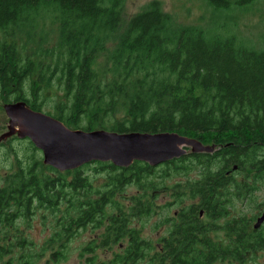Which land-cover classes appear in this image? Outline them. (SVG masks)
Listing matches in <instances>:
<instances>
[{"label": "trees", "instance_id": "1", "mask_svg": "<svg viewBox=\"0 0 264 264\" xmlns=\"http://www.w3.org/2000/svg\"><path fill=\"white\" fill-rule=\"evenodd\" d=\"M124 1L0 0V99L23 100L71 129L175 131L214 149L60 171L28 138L1 141L11 142L12 162L0 175V264H58L74 254L83 264L256 262L264 49L179 23L159 0L125 18ZM163 192L169 200L160 204ZM168 206L176 214L150 226L164 233L146 237V223ZM35 219L48 232L41 240L31 236Z\"/></svg>", "mask_w": 264, "mask_h": 264}, {"label": "water", "instance_id": "2", "mask_svg": "<svg viewBox=\"0 0 264 264\" xmlns=\"http://www.w3.org/2000/svg\"><path fill=\"white\" fill-rule=\"evenodd\" d=\"M7 117L6 131L0 141L15 135L28 138L41 151L42 161L60 171L74 169L91 161H110L127 167L133 161L150 165L179 157L187 152H211L214 145L181 135L175 131L116 132L105 129H71L59 119L30 108L25 101L3 104ZM264 221V211L256 218L254 227Z\"/></svg>", "mask_w": 264, "mask_h": 264}, {"label": "rangeland", "instance_id": "3", "mask_svg": "<svg viewBox=\"0 0 264 264\" xmlns=\"http://www.w3.org/2000/svg\"><path fill=\"white\" fill-rule=\"evenodd\" d=\"M150 0H125L124 1V17L128 18L132 14L138 12L143 5ZM162 4V8L171 13L176 21L179 23L197 26L203 29L207 36H220L227 37L229 35L236 36L238 41H241L246 46H254L264 49V0H252L242 5L236 2L231 3L228 7H217L208 3L207 0H159ZM40 22V20H39ZM48 22V21H47ZM45 23V29H47L48 23ZM41 24V23H40ZM40 27V26H39ZM52 33L49 34V37ZM51 40V39H50ZM42 43V41L30 40L29 44L34 47L36 42L46 44L48 41ZM27 42V39H25ZM55 100L51 99L50 104H53ZM3 102L0 99V134L7 129V117L3 110ZM94 130V129H93ZM5 141V140H4ZM16 142H12L14 145ZM11 145V142H5L4 145H0V175L10 170L12 155L8 152L7 148ZM187 152L190 151V147H186ZM134 189H129L128 192H133ZM169 200L167 193L163 192L157 199L158 203H164ZM258 201L262 202L260 207L264 208V191H260L257 197ZM242 208V206H241ZM249 207L244 205L243 211H248L250 214L256 213V210L249 211ZM175 209L173 206H168L167 209H163L160 214H156L149 219L143 230L144 235L148 238H156L160 234L164 233L165 225L156 226L155 229L150 228L151 224L155 221H159L165 216H169ZM246 209V210H245ZM260 210V209H259ZM33 231L31 236L36 240L44 238L48 232L43 233L41 225L38 219L33 222ZM91 233L86 232L78 237L73 242L74 246L84 243L90 238ZM2 263V262H1ZM36 264H45L44 259L39 260ZM58 264H83L74 254L67 261ZM249 264H264V252L259 254L256 262H250Z\"/></svg>", "mask_w": 264, "mask_h": 264}, {"label": "flooded vegetation", "instance_id": "4", "mask_svg": "<svg viewBox=\"0 0 264 264\" xmlns=\"http://www.w3.org/2000/svg\"><path fill=\"white\" fill-rule=\"evenodd\" d=\"M259 212H257V214H256V216H255V220H256V218L264 211V208L262 207V208H260V210H258ZM172 214L173 215H175L176 214V210L174 209L173 211H172ZM200 215H202V212H200ZM264 224V221L262 222V224L261 225H263ZM161 235V234H160ZM159 235V236H160ZM225 236V235H224Z\"/></svg>", "mask_w": 264, "mask_h": 264}]
</instances>
